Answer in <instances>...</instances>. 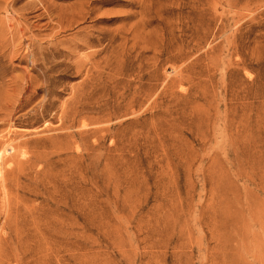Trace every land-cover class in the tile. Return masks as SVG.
I'll return each instance as SVG.
<instances>
[{
    "label": "rangeland",
    "instance_id": "374dc122",
    "mask_svg": "<svg viewBox=\"0 0 264 264\" xmlns=\"http://www.w3.org/2000/svg\"><path fill=\"white\" fill-rule=\"evenodd\" d=\"M0 264H264V0H0Z\"/></svg>",
    "mask_w": 264,
    "mask_h": 264
}]
</instances>
